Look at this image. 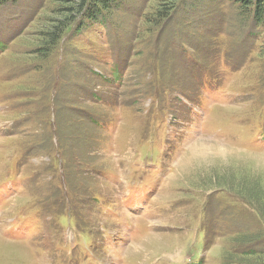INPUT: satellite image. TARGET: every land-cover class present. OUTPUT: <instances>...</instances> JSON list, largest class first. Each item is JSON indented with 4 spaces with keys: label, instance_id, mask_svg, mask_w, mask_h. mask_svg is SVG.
I'll use <instances>...</instances> for the list:
<instances>
[{
    "label": "rangeland",
    "instance_id": "374dc122",
    "mask_svg": "<svg viewBox=\"0 0 264 264\" xmlns=\"http://www.w3.org/2000/svg\"><path fill=\"white\" fill-rule=\"evenodd\" d=\"M105 14L0 1V264H264V21Z\"/></svg>",
    "mask_w": 264,
    "mask_h": 264
},
{
    "label": "trees",
    "instance_id": "16d2710c",
    "mask_svg": "<svg viewBox=\"0 0 264 264\" xmlns=\"http://www.w3.org/2000/svg\"><path fill=\"white\" fill-rule=\"evenodd\" d=\"M1 1V0H0ZM117 0H76V7L83 11L85 9V15L83 18L86 19V21H91L93 19H96L94 15H97L99 12H106L105 18L107 17V13L110 10V7L112 4ZM241 3L242 6H244L246 9H252L254 12V16L258 19L259 22L264 21V0H237ZM105 21V20H104ZM83 23V22H82ZM81 25H79L80 27ZM61 28L56 27L54 30V36L52 38L55 39V34H57ZM51 36V34H49ZM50 43V41H48ZM19 166V163L16 164L15 168ZM71 215V212H69ZM252 253V252H251ZM202 260H200L196 264H202ZM195 264V263H191Z\"/></svg>",
    "mask_w": 264,
    "mask_h": 264
},
{
    "label": "bare ground",
    "instance_id": "6f19581e",
    "mask_svg": "<svg viewBox=\"0 0 264 264\" xmlns=\"http://www.w3.org/2000/svg\"><path fill=\"white\" fill-rule=\"evenodd\" d=\"M199 144V143H198ZM198 144H194V146H193V148H192V152L191 153H193V155H195L196 153H195V151L196 150H198L199 148H200V146L198 145ZM201 149V148H200ZM175 175V174H174ZM174 175H171V177H173ZM9 210V209H8ZM0 240L2 241V243H4V244H10V245H19V246H22L23 244H21V243H14V242H8V241H5V240H3L2 238H0ZM137 243V242H136ZM136 243H134L132 246H133V248H134V250H138V246H137V244Z\"/></svg>",
    "mask_w": 264,
    "mask_h": 264
}]
</instances>
